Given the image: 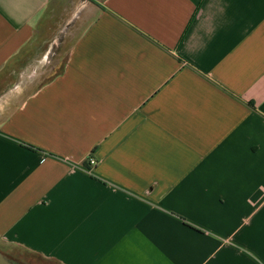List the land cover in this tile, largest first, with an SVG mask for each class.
<instances>
[{"label": "crops", "instance_id": "obj_1", "mask_svg": "<svg viewBox=\"0 0 264 264\" xmlns=\"http://www.w3.org/2000/svg\"><path fill=\"white\" fill-rule=\"evenodd\" d=\"M49 7L84 29L0 120V250L264 264V0H0V71Z\"/></svg>", "mask_w": 264, "mask_h": 264}, {"label": "rangeland", "instance_id": "obj_2", "mask_svg": "<svg viewBox=\"0 0 264 264\" xmlns=\"http://www.w3.org/2000/svg\"><path fill=\"white\" fill-rule=\"evenodd\" d=\"M46 17L39 30L40 38L25 48L4 65L0 71V120L8 114L25 96L45 82L55 61L52 53L66 50L70 42L83 27V20L76 18L71 25L70 14ZM68 16V17H67ZM68 18V19H67ZM66 24V25H65ZM1 251L12 264H55L47 259L17 247H2Z\"/></svg>", "mask_w": 264, "mask_h": 264}, {"label": "trees", "instance_id": "obj_3", "mask_svg": "<svg viewBox=\"0 0 264 264\" xmlns=\"http://www.w3.org/2000/svg\"><path fill=\"white\" fill-rule=\"evenodd\" d=\"M52 13L54 14V11H52V10L50 9V7L47 8V9L43 12V15L41 16V22H44V21L47 19L46 17L51 16ZM63 13H64V12H63ZM58 14H62V13L59 12ZM83 29H84V27H82V29H80V31L76 34V37L70 42L69 47H68L66 50L63 51V50H60V49H59V50H56V51H54V52L52 53V55H53L52 59L55 61V64H54V66H53V69L51 70L50 75L54 72V68H56L57 66H59V64H60L62 61L65 60V58H66V56H67V54H68L69 49L71 48V46H73V44L75 43V41L77 40V38L81 35ZM36 34H38V31H37ZM50 75H49V76H50ZM28 147L33 148V147H31V146H28Z\"/></svg>", "mask_w": 264, "mask_h": 264}, {"label": "built area", "instance_id": "obj_4", "mask_svg": "<svg viewBox=\"0 0 264 264\" xmlns=\"http://www.w3.org/2000/svg\"><path fill=\"white\" fill-rule=\"evenodd\" d=\"M87 165L89 167V169L91 167H93L94 165H96L97 161L93 156H88V158L86 159Z\"/></svg>", "mask_w": 264, "mask_h": 264}, {"label": "water", "instance_id": "obj_5", "mask_svg": "<svg viewBox=\"0 0 264 264\" xmlns=\"http://www.w3.org/2000/svg\"><path fill=\"white\" fill-rule=\"evenodd\" d=\"M0 264H12V262L4 256V254L0 251Z\"/></svg>", "mask_w": 264, "mask_h": 264}]
</instances>
